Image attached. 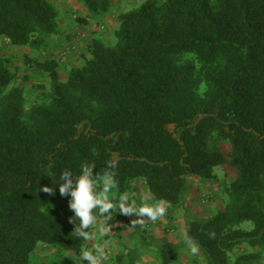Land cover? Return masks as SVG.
Wrapping results in <instances>:
<instances>
[{
	"label": "trees",
	"instance_id": "obj_1",
	"mask_svg": "<svg viewBox=\"0 0 264 264\" xmlns=\"http://www.w3.org/2000/svg\"><path fill=\"white\" fill-rule=\"evenodd\" d=\"M81 2L90 14L111 5ZM57 18L49 0H0V40L44 49ZM118 20L116 45L91 39L66 81L57 60L29 58L51 80L31 106L0 46V264H34L40 243L82 251L56 184L81 165L110 173L117 194L142 180L151 204L173 210L188 178L213 180L227 166L224 209L186 218L180 243L158 248L159 264L178 262L186 235L205 264H264V0H145Z\"/></svg>",
	"mask_w": 264,
	"mask_h": 264
},
{
	"label": "rangeland",
	"instance_id": "obj_2",
	"mask_svg": "<svg viewBox=\"0 0 264 264\" xmlns=\"http://www.w3.org/2000/svg\"><path fill=\"white\" fill-rule=\"evenodd\" d=\"M144 1L111 0L110 8L105 14H90L81 0H49L58 13V34L48 40L44 49L14 47L5 39H1L2 55L7 67L15 76L13 86L24 90L26 106L41 101L51 92L50 77L30 67L29 58L57 60L60 80L66 81L71 68L81 64V57L88 42L93 38H99L106 46L116 45L114 32L119 27V15L138 8ZM222 149L224 153L229 151L225 144ZM214 174L216 178L213 180L188 178L184 206L179 210H173L170 206L162 204L166 211L154 222L135 214L130 216L121 214L116 207L121 194L109 191L106 195L113 203L110 210L112 219L108 221L110 231L103 235L98 232L100 220L98 217L97 224H94L90 231L92 237L84 242L82 251L85 249L94 251L103 241H110L107 259L102 260L101 264H159L158 248L166 243H180L186 218L207 219L218 210L224 209L221 188L224 183L233 180L235 173L224 166L216 168ZM123 194L137 206L141 198L151 204L142 180H135L132 188ZM251 227L250 223L242 225L244 229ZM248 251L250 250L247 248H239L235 254ZM178 253L179 260L175 264H205L201 255L188 247L180 248ZM74 256L73 253L40 243L32 254V261L34 264H73L71 259Z\"/></svg>",
	"mask_w": 264,
	"mask_h": 264
},
{
	"label": "clouds",
	"instance_id": "obj_3",
	"mask_svg": "<svg viewBox=\"0 0 264 264\" xmlns=\"http://www.w3.org/2000/svg\"><path fill=\"white\" fill-rule=\"evenodd\" d=\"M94 165H81L80 172L73 175L71 172H64L59 177V192L61 196L69 197L68 206L74 215L70 218V223L74 225L73 233L79 238L87 241L91 239L92 233L88 231L94 224H97L98 232L103 235L110 231L108 221L112 219L110 210L113 203L107 197V193L114 186V180L110 173H105L103 177L93 171ZM103 183V188H98V183ZM42 191L54 195V188L45 187ZM116 207L118 211L126 216L135 214L137 217H147L151 221H156L162 216L166 209L161 202L148 204L141 198L139 206L133 203L126 194H121ZM98 210V211H94ZM185 244L191 251L195 252L197 246L190 236H185ZM110 241H103L95 250L85 249L71 259L73 264H101L107 259V250Z\"/></svg>",
	"mask_w": 264,
	"mask_h": 264
}]
</instances>
